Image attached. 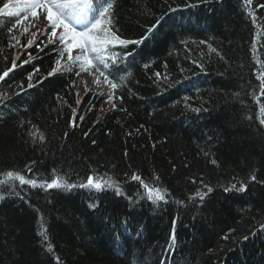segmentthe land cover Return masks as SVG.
I'll return each instance as SVG.
<instances>
[{"label":"trees","instance_id":"obj_1","mask_svg":"<svg viewBox=\"0 0 264 264\" xmlns=\"http://www.w3.org/2000/svg\"><path fill=\"white\" fill-rule=\"evenodd\" d=\"M257 3L264 4V0H253V7ZM115 12L119 34L139 39L167 12V5L164 0H116ZM256 15L264 32V9ZM35 31L33 28L27 37H21V42L25 44ZM255 32L242 0H209L193 10L168 13L141 45L128 46L129 51L135 49V55L120 66L125 70L121 74L126 76V86L116 92L123 102L117 101L115 111L102 97L93 100L92 93L86 96L85 89L71 87L74 72L41 83L34 77L35 86L28 88L27 75L33 66L46 76L57 55L52 46L42 52L35 45L27 49L31 62L0 82V92L20 93L7 107L0 105V172L20 170L28 178L35 174L38 179H50L56 169L77 184L89 174H107L118 179L126 195L136 202L116 196L112 190L24 186L25 200L10 196L0 201V264H56L54 255L64 264H264V229L260 227L264 223V126L256 119L259 105L255 99L235 95L251 93L249 82L259 83L255 78L258 65L250 50ZM39 39L46 41L38 34L37 42ZM201 40L212 43L226 60L209 54L207 46L199 44ZM8 43L3 28L0 73L11 66L17 53ZM261 45L264 37L257 45L264 60ZM21 59H27L25 54ZM193 60L202 63L205 71ZM155 72L162 78L157 79ZM21 82L23 92L17 87ZM77 91L83 98L78 114L85 118L73 128L68 105L76 107ZM57 93L68 103H59ZM89 100L94 104L91 111ZM21 121H30L46 140L32 142L27 135L31 125L21 128ZM204 152L210 155L205 157ZM212 158L216 165L211 164ZM29 165L33 173L26 172ZM133 172L146 181L159 175L160 184L171 193L169 202L153 205L136 200L135 194L143 190L124 176ZM252 174L257 181L249 179ZM200 177L214 190L202 203L198 199L190 203L187 197L199 187L191 178L198 181ZM241 182L247 183L246 192L223 190ZM175 200H184L185 205ZM92 203L98 207L90 208ZM174 218H178L176 244L170 254L166 249ZM42 221L54 253L46 251L38 235ZM230 229L234 232L223 240Z\"/></svg>","mask_w":264,"mask_h":264},{"label":"snow or ice","instance_id":"obj_2","mask_svg":"<svg viewBox=\"0 0 264 264\" xmlns=\"http://www.w3.org/2000/svg\"><path fill=\"white\" fill-rule=\"evenodd\" d=\"M167 5V12L156 18L155 22L146 28L144 36L139 39H127L123 38L120 33V29L116 23V0H0V30L6 28L9 43L7 47L9 49L20 48L27 50L32 48L33 45L38 51H44L48 46L53 47V51L56 53L57 58L54 61V66L47 72L46 76L40 74V68L33 66V71L28 73L27 81L28 88H33L35 85L32 83L34 77H38L36 83L43 82L44 79L56 76L62 73H73L78 78H81L85 87V95L92 93L93 100L99 97L106 96L104 101L105 105L110 106V109L115 111L117 109V101L121 104L123 102L122 96H117V90L126 86V76L122 75L125 70L120 66L130 57H134L135 49L129 51L128 46L141 45L146 39L149 38L157 29L161 22L165 19L168 13H175L182 8H194L199 4H207L209 0H197L196 3L190 2V0H183L182 3H177V0H164ZM175 5L174 7L172 5ZM242 7L246 10L248 17L251 20L252 25L255 26V38L252 40L251 52L253 59L258 68L255 69V78L259 82L258 85H252L249 82V87L252 88L251 93L238 92L237 98L242 96L251 95L256 104L259 105L256 119L261 126H264V103H261V98L264 97V60H261L258 55L257 45L264 37V32L261 31V24L258 23V17L256 15L258 10L264 9V4L257 3L253 7V0H242ZM14 21V22H13ZM10 24L11 26H7ZM39 24H43L44 28L41 30ZM30 28H36L37 31L31 32L30 38L27 39L25 44L21 43V37L27 35L30 32ZM19 33V35L16 34ZM39 37H46L38 40ZM211 39V38H210ZM187 47V42L182 41ZM199 44L206 45L209 54H215L220 60H226L225 55L213 46L208 40H201ZM264 47V45H261ZM120 49L119 51L117 49ZM2 51V50H0ZM190 51V50H189ZM75 53V54H74ZM5 62L8 57H3ZM20 61L18 64L17 61ZM32 60L31 53H28V59H21V53L17 52L13 55L11 60V66L7 67L0 73V82H6V78H11L10 74L17 68L23 67L25 64H29ZM192 63L197 64L201 72L205 71V67L202 63L193 60ZM145 68L149 67L148 64L144 65ZM183 72L184 69H181ZM85 74V75H82ZM127 75H130L128 73ZM154 76L157 79L162 78L160 72H155ZM164 79L167 77L164 76ZM76 81L73 80L71 87L75 88ZM11 88V85H8ZM20 91H24L23 82L17 85ZM93 87L99 91H93ZM257 89L259 95H257ZM20 93L12 91L11 94L5 90L0 92V105L4 107L8 106V102L11 101L13 96H18ZM75 105L71 108L72 117L69 122L70 127H78L79 122L84 120L83 115L78 114L80 106L83 104V98L80 97L79 91L75 93ZM189 99L185 97V100ZM57 100L61 104H67V100L57 93ZM93 100H89L90 107L88 111H91L94 107ZM241 99V103H243ZM121 111L126 109L121 108ZM201 109L194 108L193 111L199 112ZM12 111V109H9ZM2 119V115H0ZM248 119H252L251 116ZM98 122V121H97ZM26 125H31L30 121H21L20 126L24 128ZM27 135L32 142L37 140L44 142L46 140L45 135L36 128L35 125H31L28 128ZM67 136V133L64 134ZM87 136L88 133H85ZM131 135V133H129ZM96 143L95 140L92 141ZM127 155V152L124 153ZM203 155L208 157L209 152H204ZM211 164L216 165L217 160L211 159ZM35 161L32 162V165ZM32 165L26 166L27 173H33ZM175 171V166H173ZM125 180L138 182L139 187L143 190L142 194L137 192L135 194L136 200H146L153 205H159L161 202L167 204L171 193L166 187L160 184L159 175H153L150 181H146L140 174L133 172L129 176L128 173L124 174ZM249 179L253 182L257 181V175H250ZM192 184H199L193 194L187 197V201L195 203L198 199L201 203L205 197L213 192V187L205 182L203 177H200L197 181L196 178H191ZM264 183V181H261ZM24 186H29L32 189H64L72 190L75 188L94 190L95 192H103L106 190H112L116 196H126L129 201L136 202L133 196H127L122 183L104 174L92 175L89 174L86 180L81 183L69 182L66 175L57 173L56 169L52 170L50 179L37 178L35 174L31 178H28L26 174L20 170H5L0 172V201H4L10 196L17 197L21 200H25L26 193H24ZM248 189L247 183L241 182L239 186L232 184L230 188L225 187L223 190L246 192ZM178 205H185L184 200H175ZM90 208L95 209L98 207L96 203L89 205ZM178 218H174L172 221V231L169 236L167 252L170 254L175 251L176 244V223ZM126 223V221H125ZM261 229H264V223L260 224ZM233 229L229 230V233L225 234L222 239L228 240ZM38 235L42 238V243L46 244V251L54 253V246L50 241L48 230L43 221L40 224ZM137 235H140L137 232ZM116 240L119 241L121 236L116 234ZM243 239H248V236H244ZM211 251V250H209ZM56 264H64V261L59 255H54ZM161 264H166L162 261Z\"/></svg>","mask_w":264,"mask_h":264},{"label":"rangeland","instance_id":"obj_3","mask_svg":"<svg viewBox=\"0 0 264 264\" xmlns=\"http://www.w3.org/2000/svg\"><path fill=\"white\" fill-rule=\"evenodd\" d=\"M77 80H78V87H79V89L82 91V90H84L85 89V87H84V83L82 82V80H81V78H78L77 77ZM94 88V87H93ZM96 91H99L98 89H96ZM103 99H104V101H105V99H106V96H103ZM103 101V102H104ZM108 106V105H107Z\"/></svg>","mask_w":264,"mask_h":264},{"label":"bare ground","instance_id":"obj_4","mask_svg":"<svg viewBox=\"0 0 264 264\" xmlns=\"http://www.w3.org/2000/svg\"><path fill=\"white\" fill-rule=\"evenodd\" d=\"M194 8H191V10H193ZM169 20H170V18H168ZM187 88H190V89H192L193 88V86L192 85H188V87Z\"/></svg>","mask_w":264,"mask_h":264}]
</instances>
